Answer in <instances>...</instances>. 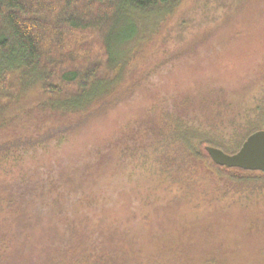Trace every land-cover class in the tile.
<instances>
[{
	"label": "trees",
	"instance_id": "trees-1",
	"mask_svg": "<svg viewBox=\"0 0 264 264\" xmlns=\"http://www.w3.org/2000/svg\"><path fill=\"white\" fill-rule=\"evenodd\" d=\"M187 1L0 0V264H264V173L207 152L262 130L264 100L258 122L162 98L86 143L154 81L141 62ZM225 108L243 139L203 118Z\"/></svg>",
	"mask_w": 264,
	"mask_h": 264
},
{
	"label": "rangeland",
	"instance_id": "rangeland-1",
	"mask_svg": "<svg viewBox=\"0 0 264 264\" xmlns=\"http://www.w3.org/2000/svg\"><path fill=\"white\" fill-rule=\"evenodd\" d=\"M163 30L141 62L142 74L149 69L156 72L154 81L131 104L109 114L86 143L98 144L126 118L137 116L142 106L162 98L182 105L187 97L196 95L192 108L208 99L207 109L214 100L234 101V113L252 112L261 122L263 115L256 104L264 100V0H188ZM217 92L221 99L216 98ZM203 118H209L211 127H218L224 138L228 134L236 141L243 139L244 131L234 129L229 109L222 116ZM153 160L156 162L151 156ZM195 177L201 179L200 174ZM206 183L204 179L201 185L208 187Z\"/></svg>",
	"mask_w": 264,
	"mask_h": 264
},
{
	"label": "water",
	"instance_id": "water-1",
	"mask_svg": "<svg viewBox=\"0 0 264 264\" xmlns=\"http://www.w3.org/2000/svg\"><path fill=\"white\" fill-rule=\"evenodd\" d=\"M207 152L217 166L264 173V129L249 136L234 154L212 147Z\"/></svg>",
	"mask_w": 264,
	"mask_h": 264
}]
</instances>
